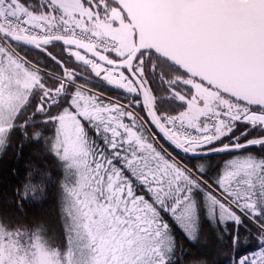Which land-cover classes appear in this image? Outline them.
Masks as SVG:
<instances>
[{
    "label": "snow or ice",
    "instance_id": "obj_1",
    "mask_svg": "<svg viewBox=\"0 0 264 264\" xmlns=\"http://www.w3.org/2000/svg\"><path fill=\"white\" fill-rule=\"evenodd\" d=\"M0 264H264V0H0Z\"/></svg>",
    "mask_w": 264,
    "mask_h": 264
}]
</instances>
